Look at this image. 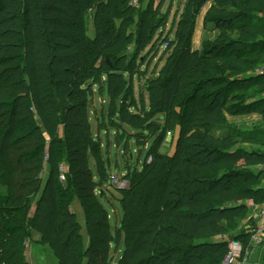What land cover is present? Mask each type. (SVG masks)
Returning <instances> with one entry per match:
<instances>
[{"label": "trees", "instance_id": "trees-1", "mask_svg": "<svg viewBox=\"0 0 264 264\" xmlns=\"http://www.w3.org/2000/svg\"><path fill=\"white\" fill-rule=\"evenodd\" d=\"M13 1L0 0V13L16 10L30 21L32 3H36L40 20L56 39L57 50L75 49L66 62L62 54L51 55L56 65L66 63L59 73L58 88L70 85L77 92L87 91L102 77L107 80L109 94L115 97L123 89L112 87V70H120L130 79L146 75L148 65L140 56L134 55L125 67H119L118 56L125 48L123 27L128 0H18L16 6L10 5ZM89 6L93 7L94 34L81 42L76 34L83 31ZM201 10L205 11L202 25L212 22L219 34L215 42L204 41L201 49L192 50L188 37L196 29ZM151 13L150 18L141 16L135 40L138 53L152 52L157 47L151 41L155 30H165L166 18L155 21ZM116 19L121 20L118 26ZM20 27L19 35L25 22ZM175 30L159 45L167 56L162 69L165 81L159 82L153 71L146 76L147 113L162 119V132L146 156L150 161L145 160L140 171L127 172L124 178L128 187L118 189L124 250L114 263L109 257L113 234L108 214L98 202L89 161V153L100 159L99 147L89 137L85 110L89 89L86 95L69 92L66 97L58 90L59 103H55L52 92L41 86L35 65L29 68L31 87L26 83V69L21 64L26 61L25 54L15 45L0 44V75L7 89L4 97L0 91V188L5 189L0 192V264H28L24 242L16 236L23 227L22 214L28 215L26 226L40 232L41 243L51 247L60 264H70L68 256L73 251L76 264H82L89 251V264H222L228 240L225 237L249 243V233L227 235L230 229L213 214L234 210L242 215L241 200L250 199L255 205L264 202L263 149H249L232 140L239 137L243 142L258 143L264 138L254 132L219 135L212 129L223 123L224 112L244 114L264 106V75L247 76L264 64V0H186ZM76 72L88 73V81L79 85ZM182 82L187 95L176 98L173 90ZM249 82L256 86L252 93ZM171 85L175 89L169 88ZM131 103L125 94L119 118L138 126L133 116L139 113L129 111ZM34 110L39 121L34 118ZM59 125L63 128L61 136L56 133ZM171 125L178 126L174 150L163 154L158 149ZM14 153H18L16 159ZM43 157L48 169L41 189ZM61 164L66 168L65 181L59 179ZM96 169L101 178L108 179L99 161ZM38 191L32 207L29 196ZM73 197L79 199L85 215L90 239L87 247L82 246L80 225L70 208Z\"/></svg>", "mask_w": 264, "mask_h": 264}, {"label": "rangeland", "instance_id": "rangeland-1", "mask_svg": "<svg viewBox=\"0 0 264 264\" xmlns=\"http://www.w3.org/2000/svg\"><path fill=\"white\" fill-rule=\"evenodd\" d=\"M35 1L38 2L39 0ZM185 1L186 0H128L126 4L127 11L124 12L126 22L123 27V40L125 39V48L120 51L118 56L120 59L119 67L120 69L125 67L134 55H136V58L140 56L141 60L143 62H147L148 65L146 75H143L140 79H138L137 75L134 76L133 79H130L127 74L123 77L120 70H112L109 75V81L112 84V87L116 86L120 91L123 89L120 94L115 97H111L109 94L107 80L104 81L102 77L98 81V84L92 85L91 89L87 88V91L89 89L90 92H88L85 110L89 117V137L90 140L97 143L99 147L97 155L104 162L105 174L107 176L117 175L118 177L124 178V175L129 171L133 172L142 170L145 164L146 156L153 142L155 143V140L161 135L162 130L161 128L159 129V126L162 124V119L160 117H156L151 112L147 113L149 110V95L145 88V84L148 83L146 76L150 75L153 71L156 72L155 78H158L159 82L165 81L166 74L162 72V69L166 65L167 56L164 53L165 50L163 49V46L159 45H161L162 41H166L170 39L169 37L174 35V32L176 31L175 24L178 20L180 12L182 11ZM17 4L18 0L10 3V5L15 6ZM32 4L30 21L25 20L24 16L20 15V13L16 10H4L0 13V44H5L7 46L15 45L21 53L25 54L27 62L24 61L21 64L22 66H25L24 69H26L24 74L26 83L31 87L32 77L29 73V68L30 65H35L40 76L41 86L44 89L47 88L46 91L49 90L52 92V99L55 103H59L57 98L58 90L64 91L65 97L68 96L67 93L69 92H72L73 94L79 92V94L86 95L87 91L78 90L77 92L75 89L71 88L70 85H66L62 89L58 88L59 73L61 69L66 67V63L56 65V61L55 59L52 60L51 55L52 53L62 54L64 55L62 58L64 57V62H66L69 55L73 54L75 49L63 48L57 50L55 46V37L51 35L49 27L46 26L45 22L40 20L36 3ZM149 5L150 10H148ZM207 5L208 3H206L204 8L207 7ZM151 11L155 14V21L161 22L164 18H166L164 26L165 30L162 31V28L155 30L151 41H154V44L157 47L152 52L141 51L138 53L135 40L139 37L138 33L142 24L141 16L150 18L152 14ZM204 13L205 11L201 10L199 16L196 17V29H194L188 37L189 45L192 50L201 49L204 41L215 42L217 35L219 34V30L215 28L212 22L207 21L206 24L202 25V16ZM92 16L93 7L89 6L84 15L85 24L83 31L81 35L76 34L81 42L85 40V37H93L94 28ZM23 22H25V27L22 29L21 35H19V30L21 29L20 24ZM115 23L118 26L121 24V20L116 19ZM72 34L75 35V32ZM62 47H66L65 44H62ZM145 47H148V45ZM2 49H5V47ZM38 58H40V60H38ZM145 66L146 63L143 67ZM134 68L137 70V67ZM2 71L3 68H0V74ZM76 77V81H78L79 85L88 81V73L76 72ZM54 85H56L57 88ZM248 87L252 93L256 86L254 82H249ZM169 88L175 89L173 85L169 86ZM186 89L187 86L183 82L176 86V89L173 90L176 98L180 97V95H187ZM165 90L166 89H163V91ZM0 91L4 97L7 89L4 87L1 75ZM125 94L126 99L129 102H132L129 105V111L133 114L139 113V115L137 114L133 116L138 126L132 125L119 118L120 103ZM66 101L68 103V100ZM191 104L192 102H190V105ZM33 112L34 118L39 121L35 110ZM257 113V115L253 114V116H248V118H241V120H239L241 126L245 127L247 125L246 123H250L252 121V117L257 118L261 113V115H263L262 119H264V109L261 110V113ZM232 121L233 118H231L228 113L224 112L223 123L220 124L219 127H215L212 130L219 135L229 134L231 130L229 131L228 128L236 127ZM257 123L259 125H255L258 127L256 129L262 133L261 136L264 137V123L261 121H258ZM257 123L255 122V124ZM62 131L63 128L59 125L56 133L61 136ZM169 132L170 134H166L164 139L167 140L166 137L172 136L171 146L168 148L163 146V154H166L167 152L172 153L174 143L178 135V126L171 125L169 127ZM232 140L234 144L245 145L239 137H233ZM91 141H89L90 145H92ZM24 145L27 147V144ZM246 146L249 149L253 148L261 150L264 149V140L258 143L247 142ZM93 152L96 154L94 149ZM17 154L18 153L13 154L15 159L17 158ZM92 157V154L89 153V158L91 159L90 163L92 166L91 168L94 173V181L97 183L96 192L98 202L108 214V223L110 231L113 234L111 238L112 241L109 245V257L114 263L120 259L124 250V235L122 232L123 207L120 201L121 195L118 188L114 187L110 183L109 179L105 180L100 177L96 166L92 162ZM149 157H147V159ZM149 161L150 160H146V162ZM42 166L43 171L40 172L43 176L41 189L44 184V176L46 175V171L48 169L47 165L44 163V157ZM246 169H252L257 173L259 171L254 167H242V170ZM240 179L237 181L242 184ZM101 190L104 193L101 194ZM0 192L4 193L5 189L0 188ZM40 192L41 191H38L37 193L29 196V203L32 207L36 203ZM238 203L241 205L240 212L242 215H237L234 210L227 211L225 213L221 211H214L213 217L230 229L226 231L227 235H245L246 233H249V243L245 245L243 241L241 242L246 256L244 264H264V213L261 217L258 216V214L264 210V202L260 205H255L252 200L244 199ZM70 208L73 210L75 219L80 225L82 246L87 247L90 245V239L86 231L85 215L77 197H73L71 199ZM19 217L22 219L23 227L16 236L21 239L22 243L24 242L25 247L23 251L28 264H60L51 247L48 244L41 243L40 232L26 226V219L28 215L22 214L19 215ZM253 236L254 238L252 239ZM218 238L220 239L219 236L217 239ZM225 238L231 239L229 237ZM92 247H94V245ZM206 250H208V252L210 251L209 249ZM91 256L92 251L86 253L82 264H89ZM68 259L70 264H76L75 251L69 254Z\"/></svg>", "mask_w": 264, "mask_h": 264}, {"label": "built area", "instance_id": "built-area-1", "mask_svg": "<svg viewBox=\"0 0 264 264\" xmlns=\"http://www.w3.org/2000/svg\"><path fill=\"white\" fill-rule=\"evenodd\" d=\"M258 72L264 75V64H262L259 67ZM167 134H170V132H167ZM147 160H150V157ZM65 173H66L65 166L61 164L59 166V179L61 181L65 180ZM108 179L110 180V183L118 189L126 188L129 185L127 179L118 177L117 175H110ZM263 188H264V180H263ZM263 213L264 210H262L258 214V216L261 217ZM253 238L254 236L252 237V239ZM245 258L246 256L244 254L241 242L235 239H228L222 264H244Z\"/></svg>", "mask_w": 264, "mask_h": 264}, {"label": "crops", "instance_id": "crops-1", "mask_svg": "<svg viewBox=\"0 0 264 264\" xmlns=\"http://www.w3.org/2000/svg\"><path fill=\"white\" fill-rule=\"evenodd\" d=\"M258 70H259V67H257V68H255V69H253V70H251V71H249L248 72V75L247 76H256V75H261L259 72H258ZM262 109H264V106H260L259 108H258V110L257 111H255V112H249V113H244V114H236V115H231V114H229V116H231V118H233V121L232 122H234V124H235V128H232V127H229L228 128V130L230 131L231 130V132H236V133H245V132H254V133H259L260 135L262 134V133H260L259 131H257V129L256 128H258V127H256L255 125H259L257 122L258 121H261L262 123H264V119H262V117H263V115H261L262 113H261V110ZM257 112H259V113H261L260 115H259V117H257V118H254V117H252V121L250 122V123H246L247 125L245 126V127H242L241 126V123H239V120H241V118H248V116H253V114H256ZM258 114V113H257ZM256 114V115H257ZM255 116V115H254ZM255 122L257 123V124H255ZM260 123V122H259ZM236 128H238V129H236ZM230 132V133H231ZM264 138V137H263ZM166 139L167 140H163L162 141V143H161V145H160V147H159V151L161 152V153H164V151H163V149L162 148H164V147H169V146H171V142H172V136H170V137H166ZM165 142V143H164ZM246 141L244 142V144H245V146H246ZM250 143H255V142H250ZM175 144V143H174ZM164 146V147H163ZM251 149H253V148H251ZM174 150V149H173ZM254 150V149H253ZM257 150V149H256ZM263 151H264V149H263ZM173 152V151H172ZM166 154H171L170 152H167ZM93 157H92V162L94 163V165L96 166V163H97V161H99L100 163H101V168L103 169L105 166H104V162H103V160L102 159H98V158H96L94 155H92ZM89 161H91V159L89 158ZM90 165H91V163H90ZM92 167V166H91Z\"/></svg>", "mask_w": 264, "mask_h": 264}]
</instances>
